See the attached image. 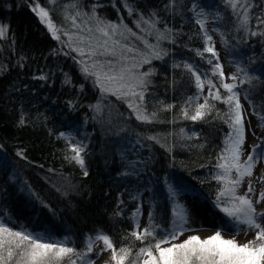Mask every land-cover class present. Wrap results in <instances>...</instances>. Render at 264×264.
Segmentation results:
<instances>
[{"label":"trees","instance_id":"obj_1","mask_svg":"<svg viewBox=\"0 0 264 264\" xmlns=\"http://www.w3.org/2000/svg\"><path fill=\"white\" fill-rule=\"evenodd\" d=\"M82 2L87 6L89 0ZM139 2L144 9L159 11L177 38L176 44L170 40L161 42V46L169 50L168 56L163 60L154 59L151 65L139 69L144 72L149 67L155 68L145 96L149 112L154 106L159 108L158 101L176 105L170 112L159 113L164 122L137 121L125 103L110 94H104L102 99L98 88L92 86L91 80H84L70 56L52 54L54 49L60 48V42L52 37L46 24L32 11L36 3L45 6L44 0H0V24L8 26L5 36L0 37V145H3L0 150V161L3 162L0 187L7 190L6 195L0 193V204L7 206L14 222L33 231L47 230L57 239L71 237L78 249L83 247L85 234L102 229L117 247L133 243L135 252L140 242L123 239L132 227L130 217L136 207L133 197L141 201L144 195L157 222H166L171 201L163 183L164 176L178 190L197 194L220 213L211 203L217 183L210 179V169L229 129L219 119L197 122L177 119L181 105L195 92V87L189 83L185 70L173 65L186 61L195 62L204 70L208 67L192 51L203 47V33L194 22L198 17L189 8L194 1L175 0L166 11L162 10L163 3H172V0ZM203 2L214 4L219 11L220 29L229 43L239 47L248 56V61H252L250 64L264 65V38L249 36L245 40L244 30L239 27L238 18L226 6L225 0ZM250 2L254 6L249 12L252 18L249 27L254 29L255 15L264 9V2ZM48 10L53 22L59 25L62 10ZM100 11L108 19H116L113 8ZM125 19L131 26L132 21L126 13ZM148 39L155 42L153 37ZM64 73L69 74L72 84L64 83ZM41 75H47L48 80L37 79ZM253 75L258 76L259 81H253L255 91L249 98L264 111V67L254 70ZM81 83L84 84L83 92L78 87ZM248 88L249 85L245 84L244 89ZM70 100L76 103L75 110L68 107ZM199 102H203L202 98ZM96 104L100 105L99 110L90 107ZM215 104L222 111L227 109L220 102ZM21 115L26 120L24 125L19 124ZM82 125L90 132L85 140L87 177L83 176L78 165L64 159L65 153H70V145L58 138L61 131L69 134ZM181 127L187 135L193 131L199 133L198 138H182ZM137 136H157L166 146L147 140L143 141L144 148L133 146ZM200 144L205 147L199 148ZM19 149L25 150L27 160L16 155ZM122 150L127 154L125 159L129 164L140 158L146 164H138V172L132 175H122L123 172H132L129 164L118 155ZM13 174L18 179L10 184L6 177ZM121 200L123 204L119 203ZM121 209L124 215H114Z\"/></svg>","mask_w":264,"mask_h":264},{"label":"snow or ice","instance_id":"obj_2","mask_svg":"<svg viewBox=\"0 0 264 264\" xmlns=\"http://www.w3.org/2000/svg\"><path fill=\"white\" fill-rule=\"evenodd\" d=\"M174 3L175 0L163 3L162 10H169ZM44 4L45 6H40L36 3L32 11L46 24L52 37L60 42V48L54 49L53 55L62 53L70 56L78 65L84 80H91L92 86L98 88L102 99L104 94H110L117 101L125 103L137 121L164 122L160 120L159 113L170 112L176 105L158 101L159 108L154 106L149 112L145 96L152 83L150 77L155 74V68L139 71L144 65H151L152 60H163L169 55V50L161 46L162 41L177 43L173 29L166 25L159 11L155 8L144 9L139 0H89L87 6L82 0H44ZM225 4L238 18L245 40L249 36L264 38V9L255 15L253 29L249 27L252 19L249 12L254 6L253 2L225 0ZM109 7L116 12L115 20L101 14V9ZM49 8L53 12L62 10L59 25L53 22ZM189 8L196 17L203 15L202 10L197 11V4L191 3ZM125 13L132 21L131 26L126 22ZM194 22L203 33V47L192 51L208 67L204 70L201 65L186 61L173 65L175 68H183L189 77V83L195 87V92L186 97L181 105L177 119L193 122L208 118L219 119L229 129L224 135L222 147L213 157L216 162L210 169V179L217 183L216 195L211 203L213 208L223 214V222L210 235H200L201 228L192 226L191 209L183 198L182 190L174 187L167 176L162 178L167 188L168 200L171 201L166 222H157L150 205L147 222L142 227L140 218L144 216V205L133 197L136 207L130 217L132 227L128 236L123 239L132 238L133 241L140 242L135 252L133 243L117 247L111 236L102 229L94 230L93 234H85L83 247L78 249L71 237L57 239L47 230L33 231L26 225L14 222L7 206L0 204V264H95V259L106 252H110L111 264H264V168L260 169L255 181L252 179L257 166L264 162V111L249 98L255 91L252 83L254 80L259 81V77L239 64L234 72L226 75L214 36L209 34L205 20L196 18ZM7 27L0 24V37L5 36ZM220 35L227 46L228 39L223 33ZM148 37H153L155 42H150ZM64 75V83L72 84L69 74ZM37 79L46 81L48 76L41 75ZM229 80L231 82H227ZM245 84L249 85L248 89H244ZM78 87L83 92L84 84L81 83ZM221 89L224 90L223 93ZM242 90L251 115L257 118L256 124L252 123L251 117L246 114L248 110L241 103ZM201 98L202 103L199 102ZM215 102L226 105L227 109H218ZM68 107L75 110L76 103L70 100ZM90 107L100 109L99 104ZM25 123L26 120L21 115L19 124ZM179 132L184 134L182 138L189 140L199 136L195 131L187 135L183 127ZM58 138H63L70 145V153H65L64 159L78 165L83 176L87 177V145L83 140H76L63 131L58 134ZM144 140L154 141L161 147L166 146L157 136H137L133 140V146L144 148ZM198 147L203 149L205 145L200 144ZM2 149L3 145H0V150ZM16 155L23 160L28 159L24 149L17 150ZM118 155L125 164H129L123 150ZM140 163L146 164L140 158L129 164L132 172L121 174L127 176L138 172L137 165ZM2 166L3 162L0 161V169ZM17 179L15 174L6 177L10 184H14ZM257 182L260 184L259 189L256 187ZM6 191V188L0 187V193L6 195ZM119 203L123 204V200ZM114 215H124L123 210ZM229 231L232 234L225 235ZM241 232L246 236L251 234V238L240 242L236 237ZM100 244L103 246L93 258L94 248Z\"/></svg>","mask_w":264,"mask_h":264},{"label":"rangeland","instance_id":"obj_3","mask_svg":"<svg viewBox=\"0 0 264 264\" xmlns=\"http://www.w3.org/2000/svg\"><path fill=\"white\" fill-rule=\"evenodd\" d=\"M195 4L198 5L197 11H203V15L198 17L200 19L205 20L206 27L209 30V34H212L214 36L215 46L219 50L220 53V60L224 65V71L227 74H230L236 70L237 64H239L242 67H246L251 74H253L254 70H258L262 67H264L263 64L259 63L256 65H252L249 63L247 59V55L243 54L239 47H237L234 43H229L226 46L223 43V40L221 39V29L219 20H221V15L218 10L213 7L214 4H208L204 3L203 0H193ZM211 2V0H209ZM213 29H218V31H213ZM243 75V74H241ZM227 82H231L230 80ZM207 94V85L205 87V95ZM241 103L244 105L245 109H247V115L251 117L252 123L256 124L257 118L256 116L251 115V110L249 108L248 101L245 99V95L243 94L240 97ZM77 132L79 135H77ZM69 134H71L76 140H83L85 143V140L89 138L90 132L86 131L85 126L82 125L79 129H74ZM251 140V138H249ZM253 143L255 141H252ZM247 147V144L245 145ZM264 168V162L260 163L257 168L254 171L253 180L255 181L256 175L260 173V169ZM247 186V178L245 181V188ZM257 189L260 188V184L256 183ZM244 191V188L241 189V192ZM183 198L187 201L188 207L191 209V218L193 221L192 226L193 227H199L201 228V231L199 232L200 235L206 236L210 235L213 231L216 230L217 225L221 224L223 222L224 216L215 210L212 209L209 202L207 200L202 199L195 193H191L189 191H182ZM141 201L143 202V211L144 216L140 218V224L143 227L146 224V217L149 212V204L145 201L144 195L141 198ZM231 231L226 232L225 235H231ZM240 242H244L246 239L251 238V234H248L247 236L241 232L236 237ZM103 245L100 244L99 246L94 248V252L92 254L93 258L95 257L96 253L99 252L100 247ZM111 264L110 261V252H106L103 255L100 256L99 259H95V264Z\"/></svg>","mask_w":264,"mask_h":264}]
</instances>
